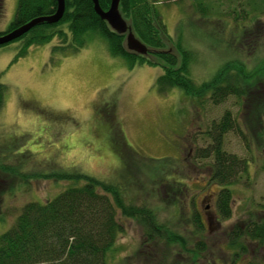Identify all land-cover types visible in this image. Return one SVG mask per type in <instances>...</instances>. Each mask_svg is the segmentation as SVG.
<instances>
[{"label":"rangeland","instance_id":"rangeland-1","mask_svg":"<svg viewBox=\"0 0 264 264\" xmlns=\"http://www.w3.org/2000/svg\"><path fill=\"white\" fill-rule=\"evenodd\" d=\"M0 1L1 33L15 19L18 0ZM155 1L172 37L165 39L166 48L178 54L180 41L193 54L190 76L196 84L229 60L245 61L253 69L264 64L262 5ZM61 44L55 38L19 58L20 41L0 47V83L6 86L0 110V234L26 203L46 202L86 181L49 175L81 173L118 186L124 204L149 208L165 231L145 242L149 228L142 219L117 210L124 231L109 264H264V242L241 237L230 244L236 225L245 229L264 219L263 141L257 146L253 140L248 148L240 133L225 136V150L250 165L249 174L229 186L227 218L218 209L220 186L211 180L212 159L199 156L211 142L205 132L225 111L245 129L250 118L241 101L230 97L215 105L210 97L196 99L179 88L162 94L156 81L164 68L129 69L100 34H90L77 52L53 51Z\"/></svg>","mask_w":264,"mask_h":264},{"label":"trees","instance_id":"trees-1","mask_svg":"<svg viewBox=\"0 0 264 264\" xmlns=\"http://www.w3.org/2000/svg\"><path fill=\"white\" fill-rule=\"evenodd\" d=\"M98 1L102 10L110 8L111 0ZM156 3L155 0H121L119 5L123 19L135 37L147 47L146 55L128 50L126 34L114 31L101 19L92 0H65V12L58 23H43L15 40L22 43L17 57L26 55L31 47L50 43L55 38L61 39L62 44L54 46L53 51L62 52L68 48L77 52L86 46L90 34H100L108 41L110 53L124 58L129 69L143 64L164 68V73L156 81L162 94L179 88L196 99L210 97L215 105L224 103L230 97L240 100L245 112L249 111L250 119L245 129L239 126L230 110L225 111L221 119L213 121L205 132L211 142L201 149L199 155L201 159H212L211 180L220 186L218 209L227 218L232 211L229 186L235 184L243 173L249 174L250 165L246 158L225 150V136L231 132L240 133L248 148L253 140L257 146L260 140L264 144V64L253 69L245 61L229 60L209 80L196 84L190 76L193 54L180 41L176 44L178 54L166 48L165 39L171 40L172 37ZM249 5L254 8L262 5L261 12H264V0H249ZM57 6V0H18L15 19L0 35L35 18L53 15ZM64 26L68 33L62 28ZM5 92L6 86L0 83V110ZM252 130L257 132L252 133ZM248 132L253 134V139L248 140ZM49 176L57 180L84 178L86 181L84 185L70 187L46 202L26 203L14 224L0 234V264H109L108 255L124 231L117 220L119 209L127 216L142 219L149 228L145 242L150 243L163 236L164 228L156 223L152 210L124 204L118 186L107 185L81 173L58 172ZM261 210L264 212V204ZM230 236L232 246L241 237L264 242V219L251 221L245 229L236 225ZM240 248L244 246L240 245Z\"/></svg>","mask_w":264,"mask_h":264},{"label":"water","instance_id":"water-1","mask_svg":"<svg viewBox=\"0 0 264 264\" xmlns=\"http://www.w3.org/2000/svg\"><path fill=\"white\" fill-rule=\"evenodd\" d=\"M58 6L57 10L53 15L35 18L29 23L9 32L4 35H0V46H4L10 42H13L23 35L28 33L34 27L41 25L43 23L56 24L58 23L65 12V0H57ZM94 3L96 13L105 20L110 27L117 32L126 34V46L128 50L135 52L140 55H146L148 53L147 47L138 40L131 28L128 26L127 22L123 19L120 11L119 5L121 0H111L110 8L107 11L101 9L98 0H92Z\"/></svg>","mask_w":264,"mask_h":264}]
</instances>
